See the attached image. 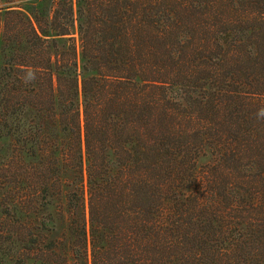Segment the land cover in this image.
Instances as JSON below:
<instances>
[{
    "label": "trees",
    "instance_id": "16d2710c",
    "mask_svg": "<svg viewBox=\"0 0 264 264\" xmlns=\"http://www.w3.org/2000/svg\"><path fill=\"white\" fill-rule=\"evenodd\" d=\"M0 142L14 264H264V0H0Z\"/></svg>",
    "mask_w": 264,
    "mask_h": 264
},
{
    "label": "rangeland",
    "instance_id": "374dc122",
    "mask_svg": "<svg viewBox=\"0 0 264 264\" xmlns=\"http://www.w3.org/2000/svg\"><path fill=\"white\" fill-rule=\"evenodd\" d=\"M76 38V35H74ZM7 144L0 142V158L6 152ZM0 189V264H14L16 253L18 251V245L15 243L8 242L7 240V230H5V223L11 221L9 218H5L2 214L1 203L3 199L1 198Z\"/></svg>",
    "mask_w": 264,
    "mask_h": 264
}]
</instances>
